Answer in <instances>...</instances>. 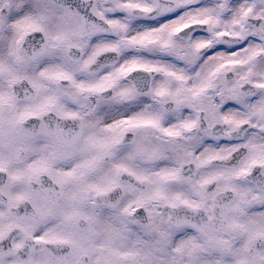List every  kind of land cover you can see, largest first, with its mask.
<instances>
[{"label": "snow or ice", "instance_id": "snow-or-ice-1", "mask_svg": "<svg viewBox=\"0 0 264 264\" xmlns=\"http://www.w3.org/2000/svg\"><path fill=\"white\" fill-rule=\"evenodd\" d=\"M0 264H264V0H0Z\"/></svg>", "mask_w": 264, "mask_h": 264}]
</instances>
